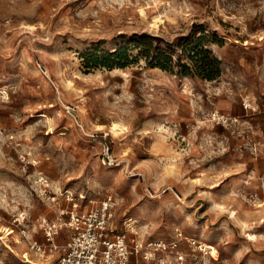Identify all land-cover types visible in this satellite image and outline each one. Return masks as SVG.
<instances>
[{
    "label": "rangeland",
    "instance_id": "obj_1",
    "mask_svg": "<svg viewBox=\"0 0 264 264\" xmlns=\"http://www.w3.org/2000/svg\"><path fill=\"white\" fill-rule=\"evenodd\" d=\"M197 36L215 79L131 48ZM124 46L126 65L84 66ZM67 192L81 209L111 195L128 238L177 230L212 264H264V0H0V264L54 263L30 243Z\"/></svg>",
    "mask_w": 264,
    "mask_h": 264
},
{
    "label": "built area",
    "instance_id": "obj_2",
    "mask_svg": "<svg viewBox=\"0 0 264 264\" xmlns=\"http://www.w3.org/2000/svg\"><path fill=\"white\" fill-rule=\"evenodd\" d=\"M248 104L243 103L246 108ZM105 147L106 159L112 163ZM70 207L58 212L55 220H42L40 229L44 244L30 243L40 257L57 253L53 264H212L208 249L195 237L181 231L166 240H143L137 231L128 238L111 226L110 212L115 206L111 195L87 209H81L71 192L64 194ZM79 199L83 195H78ZM17 220H22L20 217ZM61 231L62 242L56 241ZM182 243L188 247L182 246Z\"/></svg>",
    "mask_w": 264,
    "mask_h": 264
},
{
    "label": "trees",
    "instance_id": "obj_3",
    "mask_svg": "<svg viewBox=\"0 0 264 264\" xmlns=\"http://www.w3.org/2000/svg\"><path fill=\"white\" fill-rule=\"evenodd\" d=\"M177 46L180 49L176 54H174V50L165 51L150 43H135L131 48H137L145 62L152 67L167 71L176 69L178 74L196 75L208 80L215 79L220 75V60L202 43V36L188 39ZM128 49V46H124L113 51L88 52L83 55L84 66L122 67L129 60Z\"/></svg>",
    "mask_w": 264,
    "mask_h": 264
},
{
    "label": "bare ground",
    "instance_id": "obj_4",
    "mask_svg": "<svg viewBox=\"0 0 264 264\" xmlns=\"http://www.w3.org/2000/svg\"><path fill=\"white\" fill-rule=\"evenodd\" d=\"M254 236V235H253Z\"/></svg>",
    "mask_w": 264,
    "mask_h": 264
}]
</instances>
